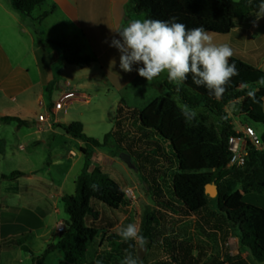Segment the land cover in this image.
<instances>
[{
    "label": "rangeland",
    "instance_id": "obj_1",
    "mask_svg": "<svg viewBox=\"0 0 264 264\" xmlns=\"http://www.w3.org/2000/svg\"><path fill=\"white\" fill-rule=\"evenodd\" d=\"M231 1L239 2L241 0ZM125 15L127 18L137 19H145L146 16L145 14L134 15L130 2L125 8ZM244 18H238L235 22L239 24ZM210 34L213 43L217 45L228 42L227 35ZM238 34L231 36L233 38L231 43H233L232 49L240 51L246 48H244L245 44L241 35ZM80 50L72 48L75 54ZM82 50L83 53L78 54L79 56H82L81 54H92L91 49ZM101 58H103V61L108 62L104 55H101ZM238 58L246 60L243 56ZM106 66L108 71H105L101 64H92L84 68L66 66V70L58 71L59 75L63 79L72 82L73 86H76L75 84L79 82H84L86 89L73 93L66 92L61 79V88L59 89L61 93L53 91L46 98V102L50 101L54 104L66 95H71L65 99L66 107L59 114L60 122L62 121L64 124L80 123L86 137L102 142L104 136L114 128L120 100H123L126 107L141 110L159 96H168L172 100L173 97H179L178 102L180 104H187L190 108L196 109L198 116L203 118L208 126L214 127L219 135L228 130L236 133L242 131L246 126L252 127L257 136H260L264 131V126L253 124L241 113L240 106L243 97L240 94L224 104L219 103L220 108L217 110L213 105L197 103L195 94L184 87L183 84L180 86V91L177 92L176 85L168 82L166 74L154 78L153 82L148 85H131L119 77L111 64ZM79 77L82 79H79ZM141 81L147 80L142 79ZM252 90L253 88H241L239 93ZM45 95L47 96L48 93L46 92ZM174 102L178 105L176 101ZM40 112L38 106L32 102L29 119L25 120L28 125L21 127L17 134H13L10 130V127H14L15 124H11L7 128L6 138L9 143L17 142L16 147H13V153H21L23 156L32 153L30 155L31 159L28 161L22 158H13L1 163L0 175H9L16 171L27 173L30 170L43 169L34 173L35 179L32 182L25 178L19 179L17 184L8 181L0 182V202H5L13 207L24 206L27 209H32L33 206L38 207L42 211L41 229L35 234H25L29 253L20 252L21 257H26L24 263L20 262L18 257L13 254L14 256H4L2 264H31V258L35 259V264H66L60 250L52 251L45 258H42V255H44L47 248L45 239L50 240L48 245H55L56 243L53 242H58L61 238V233L55 234L54 232L56 224L62 222L60 224L66 226L68 222L69 218L64 211L62 199L65 196L73 195L75 192L74 182L82 172L85 162L84 155L80 152L81 148L92 152L89 172L93 168L99 167L124 192L128 189L132 190L130 195H126L125 205L118 210L109 209L94 200L91 202L94 209L99 213L97 221L88 220L86 222L87 226H92L98 232L96 239L90 246V253L93 256L91 262L93 264L96 260H101L102 264H120L125 250L131 251V249L129 248L130 242H124L118 235V229L128 223H135L140 228L141 234L144 235L145 231L142 228L144 216L150 213L154 214L157 226L152 224L154 226L150 235L152 240L147 239L148 243L141 259L142 264H158L166 261L174 264L170 256L172 253L177 257H181L180 246L191 247L192 257L199 259L198 264H230L227 260L228 257H239L248 264H264L255 262L249 252L240 247L238 230L229 224L223 223L220 219L216 202L219 193L217 185H215L216 197L209 198L206 210L200 214L186 216L183 210L179 208V204L172 195L171 188L172 176L176 172L175 161L166 144L154 139L164 154V157H160L154 155V152L149 150L150 148L135 143L137 147H141L139 151L144 153V157L141 160L131 158L135 166V169L132 170L120 159L122 154H127L126 150L116 144L114 140L110 139L104 147L93 148L83 140L74 139L73 137L65 139L63 135L58 137L46 133L47 125H38V114ZM127 125L133 135L137 137L136 122L131 120ZM136 137L135 141L137 140ZM34 141H39L36 147L27 148L25 152L20 150L19 146L25 148ZM79 141L82 143L80 149L77 147ZM11 149L12 145H10V151H12ZM71 151H75L74 156L71 155ZM251 152L264 153L262 149L259 150L247 144L246 155L248 159ZM57 156H60V159H57ZM73 159L77 161L65 182L64 189L60 192L61 198L50 199L51 195L57 196L59 192V170L65 168L69 161H73ZM259 162L258 159H255L251 168L238 179L237 190H242L243 178L250 176L253 169L259 168ZM153 169L158 170L155 179L162 188L163 197L161 200L170 203L174 208L166 207L163 205L165 203L158 204L154 199L149 176ZM227 179L228 177H225L219 183ZM243 201L246 204L264 209V189L248 188V193L243 195ZM110 234L115 235L117 239L108 241L107 237ZM30 253L32 254L31 257Z\"/></svg>",
    "mask_w": 264,
    "mask_h": 264
},
{
    "label": "trees",
    "instance_id": "obj_2",
    "mask_svg": "<svg viewBox=\"0 0 264 264\" xmlns=\"http://www.w3.org/2000/svg\"><path fill=\"white\" fill-rule=\"evenodd\" d=\"M13 8L29 16L31 12L45 3L46 0H9ZM261 0H130L133 14H145V19L169 20L172 17L183 23L188 29L203 27L209 33L228 35L235 28V21L258 11ZM48 13H44L36 22L43 20ZM55 44L62 54V63L70 66L84 67L96 62L94 55L79 56L72 51V47L65 43ZM239 69V75L232 78L227 91L221 99L217 100L209 95L206 88L197 86L191 77L183 84L191 90L197 103L213 105L219 110V103H226L238 94L243 97L240 111L253 124L264 126V85L258 83L264 77V71L257 69L252 63L237 58H230ZM257 87V88H255ZM241 88H253L255 99L248 96V92ZM113 130L106 134L99 142L86 137L80 123L68 125L58 124L65 135L83 140L93 148L104 147L110 139L123 147L126 153L137 160L144 157L135 143L150 148L154 155L164 157L159 144L154 139L166 144L171 151L176 172L172 176V195L179 208L186 216L198 215L206 210L209 197L205 194V187L209 184L218 186L216 199L218 215L223 223L231 225L238 230L239 244L242 249L249 252L257 263H264V209L246 204L243 195L248 193V188L264 189V153H249V159L241 169H228L227 164L230 153L227 148L228 137L235 135L231 131H225L221 135L214 127L208 126L203 118L197 117L191 122H186L178 105L168 96H159L153 99L141 110L126 107L120 100L117 108ZM136 122V133L133 135L129 121ZM0 121L4 124L14 123L17 128L26 127L27 121L17 117H3ZM136 137V141L134 140ZM264 146V133L259 136ZM4 142L0 140V153L4 151ZM264 151V148H262ZM84 155V167L75 180V192L73 195L63 197L64 211L68 215L66 229L61 233L60 240L55 245H48L42 258H45L54 250L63 253L66 264H93L90 246L96 239L98 232L92 226H87L88 220L94 222L99 219V213L91 202L97 201L109 209L118 210L126 203V194L121 187L99 167L89 172L91 150L80 149ZM255 159L260 162L259 168L253 169L250 176L243 178L242 190H237V181L251 168ZM158 170L153 169L149 173L152 183V194L158 204L174 208L168 202L162 201V188L155 179ZM20 172L9 175H1L0 180L12 181L23 177ZM227 180L219 183L223 178ZM99 185L98 190H93L91 185ZM157 226L154 214H146L143 221V231L147 239ZM107 236V235H106ZM117 239L110 234L108 241ZM152 243V241H150ZM21 248L29 253L25 237L11 238L0 245V257L2 249ZM181 257L171 253L174 264H198L199 259L192 257L191 247L180 246ZM230 264H248L239 257H228ZM158 264H170L168 261Z\"/></svg>",
    "mask_w": 264,
    "mask_h": 264
},
{
    "label": "crops",
    "instance_id": "obj_3",
    "mask_svg": "<svg viewBox=\"0 0 264 264\" xmlns=\"http://www.w3.org/2000/svg\"><path fill=\"white\" fill-rule=\"evenodd\" d=\"M129 2L130 0H46L43 5L34 9L27 16L17 12L9 0H0V119L3 117H17L23 121L29 119L32 102L41 111L38 114L39 117L53 105L50 101L46 102V98L53 91L61 93L59 90L61 79L66 92L73 93L86 89L84 82L73 86L72 82L59 75L58 71L66 70V66L70 65L62 63V54L58 47L55 44L47 43V41L65 43L73 49H81L77 55L83 53L82 49H91V55L96 57V62L88 66L101 64L105 71H108L106 65L111 64L119 77L126 83L148 85L147 81H141L145 78L140 77L136 71L143 65H133L132 72H124L119 67V51L109 46L113 37L119 38L115 29L127 26L130 20L137 19L127 18L125 15V8ZM44 13H48V15L37 23L36 19ZM255 20V15L251 14L242 19L239 24L235 22V28L227 35L226 45L229 44L228 46L232 49L233 38L231 36L239 33L246 49L240 51L232 49L234 55L232 58L242 59L238 57L243 56L246 62L252 63L257 69L264 71V18H261L257 26L253 27ZM101 55H104L108 62L103 61ZM79 79L82 78L79 77ZM77 95L79 94L77 93ZM79 96L81 97V95ZM11 124L14 123L4 124L0 121V140L5 145L4 151L0 153V164L13 158H22L25 161L31 159L32 152L24 156L21 153H13V147H16L17 142L11 144L6 138L7 128ZM60 124L68 125L69 123L64 124L61 121ZM38 125L42 124L38 122ZM46 125V133L58 137L63 135L65 139L72 137L65 135L57 125ZM10 128L13 134L19 133L21 129L16 125ZM38 144L39 141H34L25 148L19 147L20 150H23L22 152H25L27 148H34ZM10 145H12V151H10ZM81 146L82 143L79 141L77 147L80 149ZM70 153L75 155V151ZM57 159H60V156H57ZM76 161L74 159L69 161L65 168L59 170V192L57 196L51 195L50 199L61 198L60 192L64 189L65 182ZM42 169L30 170L27 173L20 172L24 175L23 177L8 182L17 184L21 178L32 182L35 179L34 173L42 171ZM4 181L0 180V182ZM31 208L13 207L5 202H0V245L5 240L19 237H25L27 242L26 233L35 234L41 229L42 211L36 206ZM60 223L62 222L56 224L54 228L55 234H59L56 230ZM49 242V239H45L47 246ZM21 251H23L21 248L2 249L0 264H2L4 256L13 254L18 257L20 262L24 263L26 257L20 256ZM30 261L31 264H35V259L31 258Z\"/></svg>",
    "mask_w": 264,
    "mask_h": 264
},
{
    "label": "clouds",
    "instance_id": "obj_4",
    "mask_svg": "<svg viewBox=\"0 0 264 264\" xmlns=\"http://www.w3.org/2000/svg\"><path fill=\"white\" fill-rule=\"evenodd\" d=\"M258 21L264 18V0L258 5L254 14ZM119 38L113 37L110 47L116 48L120 53L119 67L124 72H132L133 65L142 64L136 69L138 75L145 78L148 84L154 78L166 73L168 82L176 85V91L189 77L197 86L206 88L209 95L217 100L221 99L227 91L232 78L239 75L235 62H230L233 50L226 44L213 43L211 34L203 27L188 29L183 23L176 21L175 17L169 20L133 19L127 26L114 30ZM107 42V41H106ZM264 85V77L258 81ZM248 96L255 99V92L249 91ZM186 122L194 120L198 112L187 104H180L179 97H173ZM98 190L99 185H91ZM118 235L124 242H130L125 250L120 264H142L139 252L145 248L148 241L141 234L135 223H128L118 229ZM95 264H102L96 260Z\"/></svg>",
    "mask_w": 264,
    "mask_h": 264
},
{
    "label": "built area",
    "instance_id": "obj_5",
    "mask_svg": "<svg viewBox=\"0 0 264 264\" xmlns=\"http://www.w3.org/2000/svg\"><path fill=\"white\" fill-rule=\"evenodd\" d=\"M71 95H66L64 98L55 102L52 107L45 112V114L40 115L38 117L39 124H48V125H58L60 124V116L59 114L66 107L65 99L70 97ZM250 144L252 147L261 150L264 148L262 146L259 136H257L255 130L246 126L242 129V131L236 132L235 135L228 137L227 140V148L230 153V159L227 164L228 169H241L244 167L246 163V146ZM132 190H126L125 194L130 195ZM65 230L64 224H59L57 226V233H63Z\"/></svg>",
    "mask_w": 264,
    "mask_h": 264
},
{
    "label": "water",
    "instance_id": "obj_6",
    "mask_svg": "<svg viewBox=\"0 0 264 264\" xmlns=\"http://www.w3.org/2000/svg\"><path fill=\"white\" fill-rule=\"evenodd\" d=\"M120 159L121 161L126 164V166L129 168V169H132L134 170L135 169V166L132 162V159L129 155L127 154H122L120 156ZM205 194L209 197V198H215L216 195H217V190H216V186L214 184H209L205 187ZM144 253H145V248L143 250H141L139 252V256L140 258L142 259V257L144 256Z\"/></svg>",
    "mask_w": 264,
    "mask_h": 264
}]
</instances>
